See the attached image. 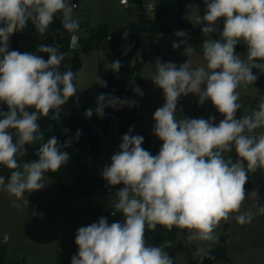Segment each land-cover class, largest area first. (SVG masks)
<instances>
[{
    "label": "clouds",
    "instance_id": "obj_1",
    "mask_svg": "<svg viewBox=\"0 0 264 264\" xmlns=\"http://www.w3.org/2000/svg\"><path fill=\"white\" fill-rule=\"evenodd\" d=\"M203 2L206 11L196 16V23L204 25L201 31L207 36L217 33L218 22L223 21L219 38L204 39L200 46L203 65L193 67L189 57L196 49L185 40L181 43L186 45V62L177 66L156 61L151 80L163 91L165 103L153 114L152 131L162 145L152 155L142 147L143 136L131 135V129L122 136L119 151L101 175L109 186L123 184L116 191L111 213H121L123 222L109 224L101 217L80 227L75 235L78 252L71 264H174L163 248L147 244L146 231H155L157 225L168 230L177 227L189 232V241L210 244L219 239L215 230L221 221L237 213L240 224L253 218L252 213L240 210L249 196L260 199L256 191L246 192L245 185L250 172L264 169V131H256L264 129V100L249 114L236 117L241 107L238 89L255 83L253 69L264 72V0ZM76 7L71 0H0V105L6 107L0 110V166L10 170L7 179L0 176V190L15 197L12 207L21 211L29 203L24 194L43 189L44 174L58 171L70 159L62 149L72 141L61 145L53 135L41 143L37 159L19 162L27 155L26 145L44 141L38 121L51 113L59 123L63 106L70 98L78 100L77 83L84 69L62 71L65 54L47 44L39 45L35 53L9 51V36L22 32L30 21L43 37L57 14L63 27L75 32L79 28L74 19ZM176 35L185 37L186 33L181 30ZM181 43L172 46L177 49ZM238 44L246 47V54L236 53ZM121 67L116 60L106 69L119 72ZM97 80L107 86L106 81ZM134 91L143 95L139 86ZM189 94L200 105L211 101L224 118L218 124L214 116L177 119L179 99ZM127 103L100 94L95 112L103 116L106 106ZM92 115L89 108L85 116ZM80 134L78 130L76 137ZM233 149L238 157L235 162L228 156ZM257 207L258 214L264 215V205ZM197 251L208 255L204 248Z\"/></svg>",
    "mask_w": 264,
    "mask_h": 264
},
{
    "label": "rangeland",
    "instance_id": "obj_2",
    "mask_svg": "<svg viewBox=\"0 0 264 264\" xmlns=\"http://www.w3.org/2000/svg\"><path fill=\"white\" fill-rule=\"evenodd\" d=\"M142 1V0H141ZM74 19L79 21V28L75 32H69L63 25L60 33L78 37L80 48L69 50L63 63L70 65L75 53L80 59V69H84L83 77L79 78L78 89H84L97 83V77L105 81L108 69L104 60V51L99 48L84 49L83 45L91 32L99 25L105 27L110 34L121 36L125 26L136 20L139 10H142L141 3L129 0L128 5L121 6L118 0H74ZM206 5L198 7L189 4L184 12L172 11L167 21L179 17L188 19L193 25L203 27V24L196 23V16H203ZM141 15L145 17L142 13ZM223 21L218 22V31L214 34L204 36L201 30H193L190 27H182L179 31L186 33L185 37H178L176 32L170 35L146 33L143 35L141 49H147L152 44L158 45L159 54L149 62H146L140 70V81L132 79L128 83L129 94L127 98L138 100L136 112L139 117V129H141L152 147L161 146L155 140L153 134L154 120L153 114L157 108L165 103L163 91L156 87L151 80L155 72V63L173 62L177 66L186 62L188 57L184 55L185 44L195 48V52L189 59L192 60L193 67L205 63L202 56L201 45L205 38H219V31L222 30ZM181 43L177 49L173 48V43ZM105 44V42H103ZM236 51V50H235ZM237 54H242L236 51ZM262 82L258 79L248 87L238 89L241 105L237 112V117L249 114L255 109L261 100H264V72L258 70ZM139 86L143 95H138L134 89ZM256 100H258L256 102ZM177 119L183 117L204 118L215 117L214 123H219L224 117L217 112L211 101H206L203 105L198 103V98L189 94L182 96L177 104ZM236 117V118H237ZM257 132L264 129H257ZM125 133L116 130V122L110 120L106 130L98 133V158L96 173L102 177L101 173L105 166L111 164V157L119 151L122 136ZM233 149L229 154L235 162L238 158L234 155ZM27 162L21 161V165ZM0 176H3L0 174ZM103 178V177H102ZM45 187L41 190L26 192L28 208L23 211L8 205L5 197L8 193L0 190V248L5 250L6 257H24L26 264H71V258L77 254L78 247L75 244V235L82 226L90 223L89 216L81 209L88 207L85 198L77 197L70 193L58 192L56 182L44 176L42 181ZM123 187V186H122ZM121 187V188H122ZM121 188H115L113 195ZM246 192L256 191L259 200L250 196L244 201L240 213H252L250 222L240 224L236 221L235 215L228 221H221L216 228L215 234L219 237L215 243L189 241V232L178 231L174 239V264H264V215L258 214V205H264V169L250 172L245 185ZM57 192V193H56ZM33 213H36L33 215ZM42 214V216L40 215ZM227 225L226 229H224ZM8 240H4V236ZM225 238L226 259H211L208 255L198 253V248H204L208 253L220 243V236ZM17 247L19 249H17Z\"/></svg>",
    "mask_w": 264,
    "mask_h": 264
},
{
    "label": "trees",
    "instance_id": "obj_3",
    "mask_svg": "<svg viewBox=\"0 0 264 264\" xmlns=\"http://www.w3.org/2000/svg\"><path fill=\"white\" fill-rule=\"evenodd\" d=\"M74 1V0H71ZM138 4L141 0H135ZM189 4L198 7L204 6L203 0H158L157 8L151 17H143L142 10L138 12L137 18L129 22L121 36H115L99 25L84 42V49L101 48L104 51V62L108 66L111 62L119 60L122 64L119 72H114L108 69L106 75V87L94 83L87 88L78 89L76 97L70 98L68 103L63 106L61 119L58 123L51 118V113L48 117H42L38 123L41 131L44 134V141L36 144L26 145L27 155L20 159L19 162L31 161L37 159V149L41 143L46 142L49 137L55 136L61 145L66 140H71L68 147L63 148V151L69 153V161L61 166L56 172H47L44 176L53 179L56 182L58 192H67L77 197L85 198L88 202L87 211L92 215L93 222H97L99 218L105 217L108 223L123 222V215L119 212L111 216L110 212L115 211L113 204L117 200L113 190L121 188L123 184L109 186L107 181L96 173L97 158H98V133L94 127H99L101 132L109 126L111 118L107 116L108 112H112L118 116L117 127L122 133H128L131 129V135H140L144 137L142 147L149 151L152 155L159 152L161 146L152 147L145 133L139 129V117L136 109H128L124 105L117 107L104 108L103 116L96 114V98L100 94H105L107 97H115L123 100L129 94L128 83L135 79L140 81V70L142 66L149 61H152L158 54V45L152 44L147 49H141L143 35L146 33H155L161 35H170L179 31L182 27H190L193 30H201L202 27L193 25L188 19H180L179 17L168 22L167 19L172 11L178 10L184 12ZM62 18L57 14L54 22L49 26L47 33L41 37L35 30L32 23L29 21L27 27L22 32H15L9 51L16 50L19 52H36L37 47L41 44L51 45L56 47L66 56L70 49V36L60 33L62 27ZM125 34L126 37H125ZM105 42V44L103 43ZM236 51L246 54V47L243 44H238ZM46 60V53H38ZM70 67L74 72L80 70V59L75 53L72 63L65 65L62 63L61 70ZM257 76L258 82H262L257 69L252 70ZM93 109V115L88 118L85 112ZM0 110H5L6 107L0 105ZM67 129V132L64 130ZM80 131L77 138L76 133ZM0 174L6 179L10 175V170L0 166ZM225 225L224 229H226ZM178 231H185L177 227L171 230L157 225L155 231L148 230L145 232V239L148 245L158 246L168 252L169 256L174 260V239ZM225 238L220 236V243L208 252L211 259H226ZM168 243V244H167ZM5 250L0 248V264H24L23 258H17L18 261L7 263L5 261Z\"/></svg>",
    "mask_w": 264,
    "mask_h": 264
},
{
    "label": "built area",
    "instance_id": "obj_4",
    "mask_svg": "<svg viewBox=\"0 0 264 264\" xmlns=\"http://www.w3.org/2000/svg\"><path fill=\"white\" fill-rule=\"evenodd\" d=\"M118 2H119L120 5L126 6V5H128L129 0H118ZM141 2H142L141 3L142 14L144 16L151 17L154 14V12H155V10L157 8L158 0H142ZM123 100L128 101V103L124 105L125 107H127L128 109H136V105L138 104V100L130 99V98H127V97L124 98ZM257 101L258 100H256V102ZM107 116H109L111 119H114L116 123L118 122V116L115 115L114 113L108 112ZM239 118L240 117H237V119H239ZM94 130L96 132H101V129L99 127H94ZM155 140L162 145V141H160L157 137H155ZM234 155L237 157L236 152H234ZM228 156H230L229 153H228ZM112 212L113 211L110 212V215L114 216V215L111 214Z\"/></svg>",
    "mask_w": 264,
    "mask_h": 264
},
{
    "label": "water",
    "instance_id": "obj_5",
    "mask_svg": "<svg viewBox=\"0 0 264 264\" xmlns=\"http://www.w3.org/2000/svg\"><path fill=\"white\" fill-rule=\"evenodd\" d=\"M13 36H14V34H11V35L9 36V40H8V49H9L10 46H11ZM79 48H80V45H79V43H78V37H77V36H73V37L71 38V40H70V49H71V50H77V49H79ZM0 58H2V57H0ZM116 107H117V106H116ZM5 261H6L7 263H10V262L18 261V259H17V258H14V257H6Z\"/></svg>",
    "mask_w": 264,
    "mask_h": 264
},
{
    "label": "crops",
    "instance_id": "obj_6",
    "mask_svg": "<svg viewBox=\"0 0 264 264\" xmlns=\"http://www.w3.org/2000/svg\"><path fill=\"white\" fill-rule=\"evenodd\" d=\"M118 4H119V2H118ZM120 5V4H119ZM121 6H123V5H121ZM131 99V98H130ZM116 130L117 131H119L118 130V127H117V123H116ZM260 132V131H259ZM57 191V190H56ZM57 193V192H56ZM64 193H66V192H64ZM5 197V201L8 203V205H12V202H13V200H15V197H12V196H10L9 194H7L6 196H3V198ZM18 203H19V201H17ZM87 208L88 207H86V208H83V209H81V211H85L86 213H87V215L89 216V220L88 221H90V223H93V220H92V215L87 211ZM17 249H19L18 247H17ZM17 258H23V261H24V264H26V261L24 260V257H17Z\"/></svg>",
    "mask_w": 264,
    "mask_h": 264
}]
</instances>
